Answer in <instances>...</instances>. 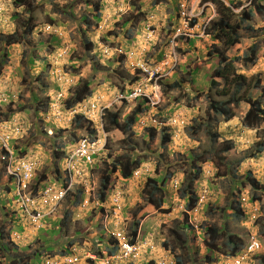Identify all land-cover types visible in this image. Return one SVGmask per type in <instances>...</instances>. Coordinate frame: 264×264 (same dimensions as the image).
I'll use <instances>...</instances> for the list:
<instances>
[{
  "label": "clouds",
  "instance_id": "9594fccd",
  "mask_svg": "<svg viewBox=\"0 0 264 264\" xmlns=\"http://www.w3.org/2000/svg\"><path fill=\"white\" fill-rule=\"evenodd\" d=\"M89 1L54 0L62 9L65 5L70 6L67 11L76 17L72 19L63 12H54L53 3L49 0H35L37 4L43 5L41 17L51 16L57 21V26L52 19L43 24L33 23L32 11H27L21 17L20 13L25 10L23 4L13 9L12 0H0V23L11 11L8 16L10 22L22 18L18 26L13 24L5 30L2 28L3 32L14 34L16 31L26 36L27 20V24L33 27L29 37L33 36L37 40L38 34L46 38L45 42H37L41 47L37 55L43 58L25 63L20 68H17L16 58L21 47L0 41V56L5 50L12 54L11 72L6 70L7 64H0V229L3 230V234L0 233V264H84L85 259L93 264H149L152 260L154 264H165L158 257V250L165 241H170L168 229L174 225L168 217L157 216L153 219L151 215L145 217L144 212L140 211L148 198L144 196V188L150 176L145 181L138 179L142 175L144 157L155 160L164 150L157 148L156 155H153L144 149L140 141L143 128L150 131L152 128L153 131L162 132L161 144H167L173 135L179 134L180 129L203 114L207 100H197L196 97L201 92L205 96L207 92H212L210 88L208 91L206 79L212 65H209L207 71L188 78L195 79V85L185 82L179 87H169L183 79L186 65H203L207 57H216L218 66L212 69L211 74L218 67L226 69L222 76L214 77L220 80V87H223L224 76L232 80L236 75H242L238 79L244 86L238 96L241 99L251 96L252 99L238 102H246L237 110L235 120L238 130L246 138V142L237 143L233 150V155L244 161L238 169L239 174L243 175L244 167L251 159H264V152H257L255 147L264 145V114L259 120H246L256 110V103L264 99V62L252 67L253 62L244 63L242 60L245 54L252 55L249 51L252 46L256 47V54L258 48V54L264 55V0ZM96 4L100 6L99 11H96ZM13 10L20 13H14ZM225 11L231 16L232 27L240 36L241 43L231 47L226 52L227 59L219 63L218 56L210 51L213 45H223L220 41H213L206 30L212 27V21L219 22ZM97 15L100 19L94 17ZM86 16L93 20V23L89 21V26L93 25L91 29L81 23V20L86 22ZM94 21L95 25L100 24L99 30ZM78 26L84 30L82 34L77 31ZM109 30L114 34L106 35ZM70 36L75 38L76 44L67 39ZM88 40L95 45L91 51L86 50ZM182 40L187 41L188 45ZM207 41L210 43L207 44ZM82 42L81 55L77 45ZM48 44L53 46L49 48ZM179 46L189 54L188 57L183 52L178 53ZM28 52V58L31 59L32 49L29 48ZM73 52L78 53V58L70 57ZM234 58L240 61L237 68L245 69L244 75L235 71ZM93 60L97 68H93ZM255 73H259L260 77L254 83L257 89L253 96H247L244 78H251ZM43 74L49 87L42 81V91L38 95L52 98L49 105L51 109L37 114L33 109L32 89L38 88L39 81L45 79ZM39 75L41 78L36 80ZM8 76L11 78H5ZM161 80L163 83H159ZM83 82H88L91 96L86 95L81 102L66 108L65 100L74 98L76 87H82ZM257 82L259 86H255ZM227 89L233 91L231 86ZM121 102L128 103V106L123 107ZM137 104H141L144 109L137 114V120L129 130L135 132V136L131 135L130 139L131 132L113 130L114 126L108 116L110 113L121 112L117 124L123 126ZM188 104L192 107L186 108ZM230 104L237 105L235 102ZM21 107L24 111H20ZM181 111L185 112L186 119ZM76 114L82 117L79 123L75 122ZM39 120L43 124L37 123ZM165 133L169 137L167 141L163 140ZM121 141L140 146L129 152V145ZM184 142V147L179 149L182 152L188 148H200L201 142L197 138L185 136ZM174 153L175 149L170 148L168 157L172 166L178 169L176 176L170 185L165 186L163 194L157 192L156 197L163 195L165 202L162 206L168 208L175 205L177 191V200L182 202L180 211L189 215L195 212L197 204L206 197L202 190L199 191L195 208L186 209L185 201L179 197V189L183 185V169L178 168L181 162ZM123 156L130 157L132 161L140 160L139 167L133 169L128 178L112 172L107 187L102 190V175L111 172L116 158ZM124 164L122 160L121 171ZM210 169L209 164L203 166L202 175H208ZM144 174L154 176L151 166L146 167ZM114 175L122 180L132 179V190H128L129 181H122L119 188L117 185L111 186ZM260 182L264 184V179ZM93 184L97 192L93 190ZM77 189L82 191V195H79V201L75 204ZM53 191L57 193L55 198L50 196ZM101 191L104 192L103 198ZM245 195H251V190ZM258 195L262 197L258 203H254L256 199L252 198L254 202L245 203V207V197L237 201V205L244 211L241 219H234L233 213H229L219 220L221 232L224 231L226 219L230 224V232L239 239L222 249L225 253H231L235 248L237 253L219 254L215 257V262L219 258L216 264H225L231 258H238L239 264H264V192ZM96 197L97 203L88 204L90 199ZM209 199L216 202L215 195ZM107 200V214L101 217L97 213L94 218L90 217L92 208L103 206ZM111 209L119 212L118 215L113 216ZM167 212L168 209H165L162 215ZM70 215L72 231L69 235L54 234L61 233L64 219ZM58 217L59 220L53 221ZM77 221L83 229L78 236L75 232ZM161 223H166L167 227L161 228ZM139 224L141 233L138 239ZM131 226L136 227L135 236H131ZM224 239L221 237L220 242L224 243ZM176 255L177 252L172 251L171 247L164 253L165 258Z\"/></svg>",
  "mask_w": 264,
  "mask_h": 264
},
{
  "label": "rangeland",
  "instance_id": "374dc122",
  "mask_svg": "<svg viewBox=\"0 0 264 264\" xmlns=\"http://www.w3.org/2000/svg\"><path fill=\"white\" fill-rule=\"evenodd\" d=\"M24 1H25L24 12L20 13L18 11L13 10L14 13H20L21 17H24L26 15L27 11H32L33 12V14H32L33 15V17H32L33 23L43 24V22H50L49 20L52 19V21L55 22L54 24L57 25V21L54 20L51 16L41 17L40 13L43 12V5L42 4H37L35 2V0H24ZM49 2L53 3V11L54 12H63L65 15H68L70 18L76 19V17L73 16L72 13H69L67 11V8L70 6L65 5L64 9H62L60 7V5H58L54 2V0H49ZM12 6H13V9L20 8V6L16 5L13 0H12ZM11 12H8L6 14L4 21L0 23V24H4V25L0 26L4 30L7 29L8 27L12 26L13 24L15 27L18 26L19 21L22 19V18H19V19H15L14 21L10 22L8 16L11 15ZM177 19H178V16H177ZM89 21L91 23H93L92 18H90L89 16H86V22H82V20H81V23L84 25H87L88 29H91L93 27V25L89 26ZM169 23H171V21H169ZM95 24H96V21H94V25ZM57 26H59V25H57ZM95 27L97 30H99L100 24H99V26L95 25ZM77 31L80 32L81 34L84 32V30L82 28H80L79 26L77 27ZM112 33L113 32L111 30H109L106 33V35H113ZM36 36L39 37V39L34 40L33 36H31V39H32L31 42L23 41V38H22V43H19V46L21 47V51H25L26 49L33 48V47H34V49H36L35 45H37V42L39 40L44 39V37H41L38 34H36ZM86 38H87V36H86ZM67 39H70V42H72L73 44H76L74 37L70 36ZM101 39L103 40V37ZM182 41L184 42V44L188 45L187 41H185V40H182ZM208 43H210V42L207 41V44ZM240 43H241V41H240ZM77 47H78L79 54L82 55L81 48H83V42L79 43V45H77ZM11 48H9V49H11ZM237 51H239V49H237ZM5 52L7 53V55H5ZM182 52L184 53L185 57H188L189 54L187 52H184V49L182 46H179L178 53H182ZM259 52H260V49L257 48L256 62H255V64L251 65L252 67H255L257 64H261L262 62H264V55H259L258 54ZM204 55L207 57V54H204ZM70 57L78 58V53L73 52L72 56H70ZM11 60H12V54L8 50H5L2 54V56H0V64L1 63H2V65L7 64V66H5V67H6V70L8 72H11V63H10ZM232 61H233V65L235 67V71L237 73L244 75L245 69H238L237 68V63H239L240 61L236 60V58L232 59ZM16 65H17V68L23 67L25 65V62H24V59L22 56L20 57V55H18V57L16 58ZM209 65H212L211 71L213 68L217 67L218 66L217 58L214 56L207 57V60L205 62H203V65H201L199 63L194 64V65H192V64L186 65L185 66L186 71H185L183 79L181 80V83L187 82L190 85H195V83H196L195 79L190 80L188 78L194 77L197 73H199L201 71H207ZM93 66H96L95 62L93 64ZM247 70L250 71V69H247ZM211 71H210V74H211ZM210 74L206 77V79L208 81V91L210 88L209 87ZM42 76L45 79L39 81V83H38L39 87L32 89L33 109L37 114L41 111L46 112L47 110L51 109L50 106L48 108H45L43 106V104L45 102H48V101H49L48 103H50V100L52 98L51 97H49V98L41 97L38 95V92L42 91V87H43V85L41 84L42 81L48 85V83L46 82L45 75L43 74ZM5 78L10 79L11 77L8 76ZM257 79L260 80L259 73L253 74V76L251 78L245 76V78H244L245 88H246V90H244L245 95H247V96L252 95L253 96L254 91L257 89L254 87V83L256 82ZM25 80L28 83L27 79H25ZM249 80L251 82L246 84V82ZM21 82L22 81H20V83ZM48 87H49V85H48ZM47 88H45V89H47ZM211 96L215 99H220V97H223V96H219L217 94V92L215 91V89L212 90ZM224 97H225L224 99L227 100V96H224ZM20 99H23V97H20ZM196 99L197 100H204V99L207 100V104L203 108V114L197 116L196 119L191 120L189 124H187V125L184 124L186 126L183 127L182 129H180L178 135H173V137L171 138V140L167 144H161L162 143L161 142V133L162 132L159 133L160 131H158V132L153 131V130L150 131L146 128H143V138L140 141V144H142L144 146V149L147 150L148 152H151L153 155H156L157 148H162L164 151L161 152L156 157L155 160H151L147 156L144 157L145 160L142 162V170L146 171V167L151 166V169H152V172L154 173V176L145 175L144 171L141 170L142 175H140L138 179L144 180L147 176L156 177V176H160V175H165L167 177V180L165 181L164 189H165V186L170 185L172 179L176 176V171L178 170L177 168H174L169 161L168 152H169L170 148L175 149L174 154H175L176 158L181 162L180 165L178 166V168L183 169V178H185L187 172L190 171V163H189V159L187 158V155L189 152L193 153L196 156H199V159L202 160V162H196L195 161V165L201 164L202 168H203V166H205L206 164H209V166L211 167L210 171H208V175H204V174L202 175L201 174V176L194 181L195 182L194 183V189H195L196 194L202 190V193H204L205 197H206L203 202L197 204L195 212L190 213L188 215L187 213L185 214L183 211H180V210H182V208H181L182 202L177 200V198H178L177 197L178 196L177 191L175 193V205L174 206H170L168 208H164L162 206L161 209L157 210L154 208L153 205L147 204L146 202H144V205L140 208V211L144 212L145 217L151 215V217L153 219L156 218L157 216H164V217L170 218V222L177 229H180V225L183 224L185 221L188 224V227L185 229V230H187V233H185V235L183 236L184 237L183 239L185 241L184 247L180 246L178 241L176 242L174 240V238H172L169 235V229H168V235L170 237V241H166L168 243V246H165L164 244H162L161 248L158 250V257L160 258V261H164L165 264H177L175 262V257L165 258V256H164V253L167 252L170 247H171V249L173 248L175 252H177L176 256H178L182 259L181 264H216V262L219 260V258L215 262L216 256H211L212 258L208 259L204 254L206 251H204L205 247H203V233H204L203 228L205 226H209V225H216V226L220 227L219 220L223 219L229 213H234L235 207H237V201L239 199L241 200L242 196L246 198V201H244V203H243L244 207H245V203L251 204L252 202H254L252 200L253 195H255L257 197L256 202H254V203H258L262 199V197L260 195H258V193L264 192V184H261V182H260L261 179H264V159H261L259 157L251 159L250 162L245 165L243 175H240L238 172V169L240 168L241 164L244 163V161L238 162L241 159L238 158L237 156L233 155V150L235 149L236 144L246 142V138L238 130V126L235 123V120L237 117V110L241 109V104L246 103V102L241 101L240 104H237L234 106L229 104L230 107L235 112V116L232 117L231 119H229L228 121H225L224 119L217 116L216 120H217V118H218V120L216 122L214 121L213 123L208 124L207 127H205L203 124L202 126L199 127V132L194 133L190 126L193 124H196L198 122L205 123L208 119H210V115H211V113H209L207 111V106H208L207 96H205V94L203 92H201L198 94ZM121 105L123 107H127L128 103L121 102ZM191 107H192L191 104L186 105V108H191ZM20 111H24V108L21 107ZM199 111H200V109H198V112ZM179 112H180V110H179ZM181 113H182L183 118L186 119L185 112L181 111ZM37 123L43 124V121L39 120V121H37ZM207 123H208V121H207ZM79 126L80 125H77V127H79ZM113 130L118 131L117 129H113ZM61 131H63V129ZM129 132H131V131H129ZM131 135L135 136V132H131L130 139H131ZM185 136H189V138H197L198 140H200V142H201L200 148L199 149L188 148L184 152L180 151L179 149L184 147V143H185L184 137ZM227 141L233 143L232 148L228 152H223L221 150V148H222L224 143H227ZM121 143L129 145V152L135 151L136 148L140 146V144H136V143L129 144V141H121ZM262 152H264V150ZM207 159H209V160H207ZM165 165H167V167H165ZM162 169H163V171H162ZM45 174L47 176V173H45ZM247 174H250L251 177H248ZM111 180H112L111 186L117 185L118 188L120 187V184L122 181H129L130 184H129L128 190L129 191L132 190L131 189V183L133 182L132 179L122 180L119 176L114 175L111 178ZM237 185H238V187H237ZM92 188L94 191L97 190V188H95V184H93ZM92 188H89V189H92ZM6 189H7V186L5 187V191H7ZM232 189H235V190L233 191ZM249 190H251V195L246 197L245 193L248 192ZM10 192H11V188H10ZM86 193L89 195V191H87ZM213 195L216 196V202H213L212 199H209V197H211ZM95 203H97V197L94 200L90 199L88 201V204H95ZM107 204H108V200L105 202V204L103 203V206L100 205L98 208H95V207L92 208L91 213H90V217L94 218L97 213H99L101 215V217L106 215L107 211H108V209L106 208ZM202 205H203V207H201ZM102 207H104V209H105L104 211L102 210L103 209ZM165 209H168L169 212H167L166 215H162L164 213ZM111 211H112L113 216H117L119 213V212H115L113 209H111ZM242 212H243V214L241 216H237V215L233 214V218L234 219H241L244 216V211L242 210ZM177 213H178V215H177ZM136 214H138V213H134V215H136ZM71 215L67 216L64 219L65 225L63 226L61 233L54 232V234H62L64 236L69 235V233L72 231L71 220H70ZM60 217L55 218V219L53 218L54 219L53 221L59 220ZM143 218L144 217H141V219H143ZM138 226H139L138 227L139 228L138 239H139L140 233H141V226H140V224ZM132 227L133 226H131V229H132ZM160 227L165 228V227H167V224L161 223ZM14 228H15V225H14ZM223 228H224V231L222 233H225V232L231 233L230 232V224H229L228 220H226V219L224 221ZM18 230L20 231L21 228L19 227ZM2 231L3 230L0 229V233H2ZM81 231H83V229L80 227L79 221H77L76 222V229H75L76 235L78 236ZM146 234H147V232L145 231V235ZM37 242H39V241H37ZM69 243H72V242H69ZM69 243H68L66 249L68 248ZM72 245H73V243H72ZM48 251H49V253H51L50 250H48ZM61 251H64V249H62ZM217 254L219 255L220 253L217 252ZM154 260L157 262L156 259H154ZM209 261H212V262L209 263ZM84 264H93V263L89 262L88 260L85 259Z\"/></svg>",
  "mask_w": 264,
  "mask_h": 264
},
{
  "label": "trees",
  "instance_id": "16d2710c",
  "mask_svg": "<svg viewBox=\"0 0 264 264\" xmlns=\"http://www.w3.org/2000/svg\"><path fill=\"white\" fill-rule=\"evenodd\" d=\"M14 3L18 6L20 5H24L25 6V1L24 0H13ZM91 2V0L89 1ZM99 5L96 4L95 8L96 11H99ZM248 16H250V13H247ZM16 17V15L14 14V18ZM96 19H100V16H94ZM31 18L28 17V21H30ZM212 27L208 30H206V33L210 36V38L213 41H220V43L223 45L222 47H218L216 45H213L212 48L213 50L210 51L211 54H214L215 56H218L219 58V63H223L226 59V52L233 47L234 45H236L237 43L240 42V36L238 35V33L236 32V29L232 27V21H231V16L227 13V11H225V13L223 14V18L219 21H212L211 22ZM25 28L26 31L28 33V35L31 33H33V27L29 26L27 24V20L25 23ZM3 29L0 27V41L4 42V44L6 45H11V44H18L22 43V38L23 41L26 42H31L29 41L32 40L31 37H29L28 35L26 36H21L18 32L14 31V34H6L5 32L2 31ZM110 33V32H109ZM39 34H42L41 32H39ZM114 34V33H112ZM55 36L52 37V39H54ZM86 39H83V41H85ZM46 38L44 37L43 40H41V42H45ZM91 41L88 40L86 41L85 46H87V51H91V49H93L95 47L94 44L90 43ZM215 44V43H214ZM53 45L52 44H48V47L51 48ZM35 48H30L32 49V53H31V59H29V52L28 49H26L25 51H20L19 55L20 57L22 56L24 59L25 63H33L36 59H40L43 58L41 56L37 55V51L40 47V45H35ZM249 51H251L252 55L249 56L248 54H245L244 57H242V60L244 63H250V62H255V54H256V47L252 46V48L249 49ZM120 61H122L120 59ZM96 63V61H94ZM252 63V64H253ZM96 65V64H95ZM93 68H97L96 66H93ZM226 69L223 67H218L216 70L213 71V73L211 74V79H210V90L215 89L217 94L219 96H223L220 97V99H215L211 96V93H207V98H208V107H207V111L209 113H211L210 115V119H208V123L207 121L205 123L202 122H198L196 124L191 125L190 127L192 128L193 132H199V127L202 126L204 124L205 127H207L208 124L213 123L214 121L216 122L218 120H216V117L218 116H222L224 120L230 119L232 118V116L234 115V112L232 110V108L230 107L231 102H235L238 104V102L240 100H245L246 102H248L249 100L252 99L251 96L249 97H245L243 99H241L238 96V93L240 92V90H242L244 83L238 79V77H240V79L242 78V75H236L235 78H233L232 80H230V78L228 76H224L223 77V87H220V83L219 81H217L214 77L215 76H222V74L224 73ZM237 77V79H236ZM39 78H41V75H39L38 77H36V80H38ZM138 78V77H137ZM136 78V79H137ZM135 80V79H133ZM159 83H163L162 80ZM181 81L176 82L174 85H169V87H179L181 85ZM233 87V91L229 92L227 88H229L230 86ZM229 86V87H227ZM255 86H259V83L257 82ZM262 91H264V89H262ZM91 96L90 95V91H89V85L88 82H83L82 87L81 86H77L76 87V95L74 98H70L68 100H65V105L66 108H71L74 105H76L77 103L81 102L85 96ZM262 95H264V92H262ZM224 96H227V100H225ZM49 102V101H48ZM45 102L43 104V106L45 108H48L50 103ZM51 102V101H50ZM144 107L141 106V104H137V106L133 109L132 114L129 115L126 118V122L123 126H120L117 124V119L118 117L121 115V113L115 112V113H110L108 118L110 120V123L114 126L113 129H117L118 131H124V132H128L131 128L132 125L135 123V121L137 120V114L140 112H143ZM108 112V111H107ZM262 114H264V99H262L259 103H256V110H254L252 113L249 114V116L246 117V120L248 121H253V120H259L262 117ZM82 117L78 114H76L75 117V122L79 123V120H81ZM151 131L154 130L152 128H150ZM153 135V134H152ZM216 136V135H215ZM168 136L167 134H163V140L167 141L168 140ZM164 143V142H163ZM233 143L227 141V143H224L221 150L223 152H228L231 148H232ZM256 151L257 152H262L264 149V145H256ZM187 158L189 159V163H190V171L187 172L185 178H183V185L182 188L179 189V197L182 198L185 201V206L186 209L191 210L193 208H195L196 204H197V200H198V196L195 192L194 189V181L196 179H198V177L202 174L203 172V168L202 165H195V161L196 162H202L201 159H199V156L194 155L193 153L189 152L187 155ZM125 161V164L123 166V171H121L120 168V162L121 161ZM201 160V161H200ZM209 160V159H207ZM206 160V161H207ZM243 160H239L238 162H242ZM140 165V160H136V161H132L130 159V157L128 156H123V157H117L116 161L113 163L112 165V170L111 172H107V175L104 173L101 177V181H100V188L103 190L107 187L108 182H109V176L111 175L112 172H118L122 177L124 178H128L131 176V173L133 171V169L139 167ZM248 177H251L250 174H247ZM167 180V177L165 175H160L158 177H147L146 181H145V188H144V196L148 197L145 201L147 204H151L154 206L155 209L159 210L161 208V206L163 205V203L165 202V198L163 195H161V197L157 198L156 197V193L160 192L163 194L164 192V184L165 181ZM186 181V182H185ZM75 194H77L76 196V200H75V204L78 203V197L79 195H82V191L80 189H77V191L75 192ZM74 194V195H75ZM104 196V192L101 191V198H103ZM253 199H257V197L255 195L252 196ZM237 216H241L243 213L241 211V207L237 205V207H235V211L234 213ZM135 224L138 223V221H134ZM188 227L187 222L185 221L183 224L180 225V229H177L175 227L170 228L169 229V235L174 238V240L178 243L180 246L184 247L185 246V241H184V235H185V229ZM132 234L131 236H135L136 234V227H133V230L131 231ZM203 247H205V249H207V251L204 253L205 256L208 259H211V256H219L217 254V252H219L221 255H225V254H236V249L234 248L233 251L231 253H225L222 251L223 248L229 247L233 241L238 240L239 238L229 232H225L222 233L220 230V227L216 226V225H209V226H205L203 228ZM221 237H224V243H221ZM165 246H168V243L165 241L163 243ZM172 251H174V249L172 248ZM215 251V252H214ZM212 254V255H211ZM175 262L177 264H181L182 263V259L178 256H175ZM212 261H209V263ZM149 264H154V261H150Z\"/></svg>",
  "mask_w": 264,
  "mask_h": 264
},
{
  "label": "built area",
  "instance_id": "2783aa9c",
  "mask_svg": "<svg viewBox=\"0 0 264 264\" xmlns=\"http://www.w3.org/2000/svg\"><path fill=\"white\" fill-rule=\"evenodd\" d=\"M157 75H159V73H157ZM45 191L47 192V189H45ZM56 195H57V193L54 192V191H53V193L50 194L51 198H55ZM32 210H35V208H33ZM225 264H239V259L238 258H236V259H232V258L228 259V260H226Z\"/></svg>",
  "mask_w": 264,
  "mask_h": 264
}]
</instances>
